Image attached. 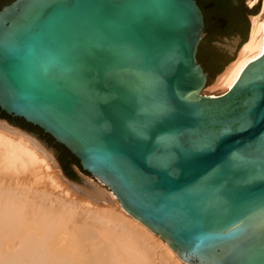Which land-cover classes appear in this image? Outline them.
<instances>
[{
    "label": "water",
    "instance_id": "obj_1",
    "mask_svg": "<svg viewBox=\"0 0 264 264\" xmlns=\"http://www.w3.org/2000/svg\"><path fill=\"white\" fill-rule=\"evenodd\" d=\"M260 6L0 0V128L80 195L101 190L70 163L102 184L185 264H264V43L201 93Z\"/></svg>",
    "mask_w": 264,
    "mask_h": 264
},
{
    "label": "bare ground",
    "instance_id": "obj_2",
    "mask_svg": "<svg viewBox=\"0 0 264 264\" xmlns=\"http://www.w3.org/2000/svg\"><path fill=\"white\" fill-rule=\"evenodd\" d=\"M259 11L250 16L248 42L214 89L228 91L262 53L264 0ZM85 179L100 188L99 196L74 191L25 136L0 128V264H185L112 192Z\"/></svg>",
    "mask_w": 264,
    "mask_h": 264
},
{
    "label": "rangeland",
    "instance_id": "obj_3",
    "mask_svg": "<svg viewBox=\"0 0 264 264\" xmlns=\"http://www.w3.org/2000/svg\"><path fill=\"white\" fill-rule=\"evenodd\" d=\"M246 1H247V3H248V6H247V4H246ZM250 1L251 0H245V5H246V7L249 9L250 7H252L253 5L250 3ZM255 5V4H254ZM250 6V7H249ZM261 10H262V7H261ZM260 10V11H261ZM260 11H259V13H260ZM237 55V54H236ZM216 78V77H215ZM212 79V80H210V83L209 84H207L206 86H205V88L201 91V93L202 94H205V95H219V94H222V93H224V91H222V90H218V89H214L213 88V86H214V83H215V81H216V79ZM73 169H74V171L77 173V175L79 174V175H82V176H84V177H89V178H91L92 179V177L91 176H89V175H84V174H82L78 169H77V167H73ZM93 181H95L94 179H92ZM96 182V181H95ZM105 190H107V191H110V190H108L106 187H104V186H102ZM111 192V191H110Z\"/></svg>",
    "mask_w": 264,
    "mask_h": 264
},
{
    "label": "trees",
    "instance_id": "obj_4",
    "mask_svg": "<svg viewBox=\"0 0 264 264\" xmlns=\"http://www.w3.org/2000/svg\"><path fill=\"white\" fill-rule=\"evenodd\" d=\"M249 9H250V8H249ZM258 13H259V11H258L255 15H257ZM248 16H249V14H246L247 20H248ZM248 22H249V20H248ZM249 28H250V26H249ZM248 32H249V29H248ZM248 40H249V36H247V40L241 44V46L237 49V51L240 50L241 47H242L246 42H248ZM236 58H237V56L234 57L233 60L229 61L226 65H224L223 68H222V70H221L219 73H217L212 79H214L217 75L222 74V73L224 72V70H225V69H224L225 66L227 67V66H228L230 63H232ZM222 71H223V72H222ZM212 79H211V80H212ZM215 79H216V78H215ZM209 83H210V81H209L207 84H209ZM70 165L72 166V169H73V167H76V166H75L74 164H72V163H70ZM73 172H74L75 174H77V173L74 171V169H73Z\"/></svg>",
    "mask_w": 264,
    "mask_h": 264
},
{
    "label": "crops",
    "instance_id": "obj_5",
    "mask_svg": "<svg viewBox=\"0 0 264 264\" xmlns=\"http://www.w3.org/2000/svg\"><path fill=\"white\" fill-rule=\"evenodd\" d=\"M246 4H247V6H248V3H247V1H246ZM250 7V6H249ZM251 8V7H250ZM251 16V15H250ZM250 16H248L249 17V22H250V28H251V21H250ZM249 34H250V29H249ZM238 52H239V50H238ZM238 52H236V54H238ZM236 57V56H235Z\"/></svg>",
    "mask_w": 264,
    "mask_h": 264
},
{
    "label": "flooded vegetation",
    "instance_id": "obj_6",
    "mask_svg": "<svg viewBox=\"0 0 264 264\" xmlns=\"http://www.w3.org/2000/svg\"><path fill=\"white\" fill-rule=\"evenodd\" d=\"M244 3H245V0H244Z\"/></svg>",
    "mask_w": 264,
    "mask_h": 264
}]
</instances>
